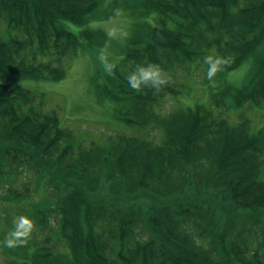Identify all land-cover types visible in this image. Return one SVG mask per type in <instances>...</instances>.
Instances as JSON below:
<instances>
[{"label": "trees", "instance_id": "16d2710c", "mask_svg": "<svg viewBox=\"0 0 264 264\" xmlns=\"http://www.w3.org/2000/svg\"><path fill=\"white\" fill-rule=\"evenodd\" d=\"M117 7L128 29L95 93L128 128L116 124L98 140L71 128L21 80H62L72 58L113 46L104 21L118 18ZM209 55L228 61L214 77L227 98L213 91L184 102L194 69L205 73L203 83L214 79ZM245 63V83L226 85ZM148 64L167 83L134 91L128 75ZM171 96L180 105L164 111ZM262 103L264 0H0V204L12 221L31 218L35 227L26 243L9 247L10 264H264V231L255 230L264 216V124L253 128L244 108ZM153 127L159 140L147 134ZM196 166L212 174L194 195L203 201L185 193L141 214L133 196L95 193L122 181L146 193ZM141 216L148 236L138 232Z\"/></svg>", "mask_w": 264, "mask_h": 264}, {"label": "rangeland", "instance_id": "374dc122", "mask_svg": "<svg viewBox=\"0 0 264 264\" xmlns=\"http://www.w3.org/2000/svg\"><path fill=\"white\" fill-rule=\"evenodd\" d=\"M109 10L108 7L104 8V12L108 13ZM104 22L105 28L108 30L113 40V46H109L110 48H106L105 51L107 54H110L111 57L117 58L120 51L122 52L121 47L118 45L123 38V34H125L128 29V21L126 17L122 15L117 19L106 20ZM111 48H113L112 53L109 52ZM95 51L96 50L90 51L85 54L82 53L72 58L66 65L68 72L66 77L62 80L51 81L45 78H24L21 80V83L24 87L36 93H43L46 106L50 109L57 110L62 120L72 126L71 128L75 127L78 131L86 135L95 136L96 139L100 137L101 140H104L106 134H112L117 130H125L128 127L124 126L126 125L124 122L116 119L112 115V103L110 100L102 101L96 97L95 90L97 84L106 83V76L102 71L104 70L103 65L98 59L100 52L94 55L93 53ZM198 67L201 68V66ZM248 68L249 64L245 63L233 71H230L225 76L227 79L226 85L231 84L234 87L242 86L247 80ZM194 70L195 72L193 75L185 79V87L193 88L184 91V94L187 95L181 98L183 101L184 99L187 100L184 102L192 104L194 100H205L213 91L218 92L220 95H224L222 82H219V80L217 82L216 78H214L212 81L203 83L205 73L200 71V74L198 68ZM218 83L221 85H218ZM178 94H181V92ZM193 95L195 97H193ZM225 98H227V96H225ZM79 105L84 106V108L77 109ZM179 105L180 103L171 96L166 100L163 110L169 111ZM244 108L246 114L253 119V128H257L264 124V103L257 106L253 104L246 105ZM116 124L121 125L122 128L116 130L115 128H118ZM147 134L154 140H159L161 138V131L156 127L149 129ZM206 168L208 167H190L189 170L185 171L183 176L173 178L166 187L158 188L153 191L147 190L146 193L143 190H138L134 184L129 185L126 181L120 183H103V189L95 193L98 195L114 193L111 196L115 199H119V197L122 198L123 196H133L136 199L133 206L141 214L153 210L154 207L174 204L176 200L180 201V198H182V195H185V193L193 195V200L203 201L202 197L197 198L194 195L197 192L204 191L208 178H210L208 176H212L210 171L208 172V176H205L208 171ZM34 197L33 199L36 203L44 200L42 192L39 194L37 193ZM215 198L218 203L219 201L222 203L225 202L222 201L220 193L216 192ZM183 200H187V198ZM26 207L31 209L30 204ZM9 210H11L9 207L0 204V242H2L14 228L11 227L14 221L11 220L13 219V211L11 210L10 212ZM215 211L218 212L217 210ZM18 212L21 213L22 209L19 208ZM18 218L16 219V223H19ZM25 220L33 230L35 228H32L34 225L33 220L31 218H25ZM137 228L140 235H150V227L149 224L147 225L146 223L145 216H141ZM255 230L258 234L264 231V216L261 218V221L255 225ZM10 251L11 249L9 247L0 243V264H10V260L14 261V259H10L9 256H7ZM20 254L23 259L24 250H21Z\"/></svg>", "mask_w": 264, "mask_h": 264}, {"label": "clouds", "instance_id": "9594fccd", "mask_svg": "<svg viewBox=\"0 0 264 264\" xmlns=\"http://www.w3.org/2000/svg\"><path fill=\"white\" fill-rule=\"evenodd\" d=\"M114 15L116 17L122 16L124 10L122 8H115ZM98 59L103 65L105 72L111 74L116 67L115 57H111L107 54L105 49H101L98 55ZM227 59L222 58L219 55H209L205 58V63L208 65L207 78L213 79L215 75L222 70L223 66L227 64ZM129 86L134 91H139L144 87L159 90L164 84L167 83V79L164 77L162 71L155 64L148 65H136L135 68L127 77ZM19 223L14 221L13 230L0 242L6 247H14L17 244L26 243L30 234L31 226L26 222L24 217L18 218Z\"/></svg>", "mask_w": 264, "mask_h": 264}]
</instances>
